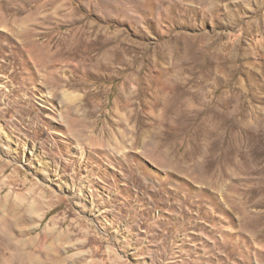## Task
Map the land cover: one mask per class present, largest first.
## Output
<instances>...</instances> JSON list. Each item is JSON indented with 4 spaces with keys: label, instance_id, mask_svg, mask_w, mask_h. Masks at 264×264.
<instances>
[{
    "label": "rangeland",
    "instance_id": "374dc122",
    "mask_svg": "<svg viewBox=\"0 0 264 264\" xmlns=\"http://www.w3.org/2000/svg\"><path fill=\"white\" fill-rule=\"evenodd\" d=\"M0 264H264V0H0Z\"/></svg>",
    "mask_w": 264,
    "mask_h": 264
}]
</instances>
